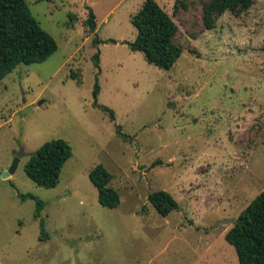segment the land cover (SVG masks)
Here are the masks:
<instances>
[{"label":"rangeland","instance_id":"rangeland-1","mask_svg":"<svg viewBox=\"0 0 264 264\" xmlns=\"http://www.w3.org/2000/svg\"><path fill=\"white\" fill-rule=\"evenodd\" d=\"M28 1L59 47L0 79V264H240L226 233L264 191V0L225 12L197 38L189 29L200 0L177 13L176 0H157L184 47L169 70L128 44L146 0ZM89 7L94 32L84 25ZM56 138L73 154L59 184L44 187L25 163ZM99 163L114 175L117 207L99 201L89 175ZM158 190L178 201L168 215L148 200ZM18 192L45 201L47 236L36 200Z\"/></svg>","mask_w":264,"mask_h":264},{"label":"trees","instance_id":"trees-1","mask_svg":"<svg viewBox=\"0 0 264 264\" xmlns=\"http://www.w3.org/2000/svg\"><path fill=\"white\" fill-rule=\"evenodd\" d=\"M192 1V0H191ZM176 0L175 11L189 10L192 2ZM256 0H200L202 14L189 29L192 37L197 38L202 32L214 29L218 19L227 11L239 16L249 10ZM132 23L138 35L129 46L133 50L143 51L150 63L162 69L174 67L184 52V47L176 42L178 25L173 17L157 0H146L139 11L133 15ZM84 25L94 32L97 28V15L89 7ZM96 42L100 40L96 39ZM58 42L33 14L28 0H0V79L11 73L20 63L32 64L44 62L57 50ZM99 66L100 52L94 57ZM100 92L97 83L95 97ZM95 104L106 111L110 119H116L115 111L106 106ZM118 135L125 140L130 135L123 133L117 125ZM73 154L71 144L64 138L45 142L32 153L25 163L27 175L38 185L55 187L60 182L64 165ZM90 178L99 190V201L108 207H117L121 203L119 191L112 186L114 175L102 164H96L90 170ZM22 199L36 200L35 217L41 218L42 236L45 221L42 218L45 201L34 194L18 192ZM150 203L163 215L178 208V201L166 190L150 192ZM226 239L235 246L240 264H264V191L235 219L234 225L226 233Z\"/></svg>","mask_w":264,"mask_h":264},{"label":"water","instance_id":"water-1","mask_svg":"<svg viewBox=\"0 0 264 264\" xmlns=\"http://www.w3.org/2000/svg\"><path fill=\"white\" fill-rule=\"evenodd\" d=\"M42 102H43V100H41L39 103L41 104ZM24 155H25L24 152L16 153L15 158H14L11 166L9 167V169L3 172V177H7L16 171V169L18 168L19 162Z\"/></svg>","mask_w":264,"mask_h":264},{"label":"crops","instance_id":"crops-1","mask_svg":"<svg viewBox=\"0 0 264 264\" xmlns=\"http://www.w3.org/2000/svg\"><path fill=\"white\" fill-rule=\"evenodd\" d=\"M107 17H108V15H106V18L105 19H107Z\"/></svg>","mask_w":264,"mask_h":264}]
</instances>
